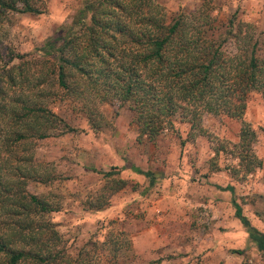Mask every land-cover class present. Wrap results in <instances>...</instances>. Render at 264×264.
Masks as SVG:
<instances>
[{
    "label": "trees",
    "instance_id": "1",
    "mask_svg": "<svg viewBox=\"0 0 264 264\" xmlns=\"http://www.w3.org/2000/svg\"><path fill=\"white\" fill-rule=\"evenodd\" d=\"M211 10L202 1L194 11L168 17L158 0L86 2L69 25L57 28L42 43L37 58L17 55L10 57V67H1L0 100L7 101L0 104V118L17 127L8 143L19 146L76 131L40 104L55 96L79 103V111L94 130L104 124L99 105L126 108L140 143L173 132L178 121L204 134L202 116L222 115L241 121L232 149L236 175L253 173L261 167L254 151L257 133L243 115L248 95L258 93L264 100V43L248 23L230 20L226 28L220 27ZM6 12L41 13L31 0H0V17ZM228 40L235 44L232 53L223 49ZM15 59L18 62L12 64ZM50 168L45 164L37 171L17 165L10 173L21 181L22 191L13 193L0 184V264H87L84 250L75 256L67 252L48 219L60 211V203L24 191V180L34 176L42 185L53 183ZM130 170L148 179L147 190L155 185L152 172L133 166ZM104 178L84 203L85 210L106 208L128 186L114 174L104 173ZM232 204L248 240L264 255V233L250 224L234 200ZM107 241L112 245L109 264H119L120 254L129 248H122L111 236Z\"/></svg>",
    "mask_w": 264,
    "mask_h": 264
},
{
    "label": "rangeland",
    "instance_id": "2",
    "mask_svg": "<svg viewBox=\"0 0 264 264\" xmlns=\"http://www.w3.org/2000/svg\"><path fill=\"white\" fill-rule=\"evenodd\" d=\"M88 1L92 0H31L40 14L1 15L0 75L4 64L10 67V57L37 58L42 43L57 28L69 25ZM158 1L168 17L194 11L206 1L220 27L226 28L230 20L248 23L264 43V0ZM223 49L234 52L233 40ZM6 101L1 99L0 104ZM40 104L76 131L10 145L8 139L17 127L0 118V184L13 193L22 191L21 181L11 170L23 165L38 171L50 164L53 183L42 185L34 176L24 180L23 188L28 194L60 203V211L48 219L71 256L84 250L87 264H109L112 245L106 239L111 236L122 248H129L120 254L119 264H264V255L248 240L232 204L234 200L250 224L264 233V100L260 94L248 95L243 121L257 133L254 151L261 167L246 176L236 175L232 152L239 120L204 114V134L178 121L173 132L140 143L131 113L118 104L98 106L104 121L100 130L88 124L79 103L55 96ZM131 166L152 172L155 185L147 190L148 179L132 172ZM107 172L128 186L106 208L85 210L84 203L102 186Z\"/></svg>",
    "mask_w": 264,
    "mask_h": 264
}]
</instances>
